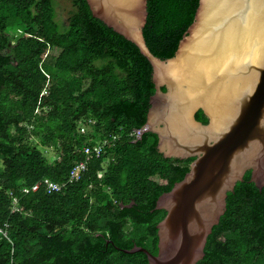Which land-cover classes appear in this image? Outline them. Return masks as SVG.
Here are the masks:
<instances>
[{"label": "trees", "instance_id": "trees-1", "mask_svg": "<svg viewBox=\"0 0 264 264\" xmlns=\"http://www.w3.org/2000/svg\"><path fill=\"white\" fill-rule=\"evenodd\" d=\"M71 1L63 31L55 0H0V264H148L143 253L115 247L158 254L156 226L166 213L156 202L193 159H164L153 134L129 138L147 123L152 67L86 0ZM198 7L199 0H148L144 37L155 57L175 56ZM15 28L25 37L12 46ZM196 119L208 122L202 112ZM113 136L118 142L102 154H83ZM34 140L56 156L47 160ZM250 179L248 172L228 194L198 264H264V188Z\"/></svg>", "mask_w": 264, "mask_h": 264}, {"label": "water", "instance_id": "water-1", "mask_svg": "<svg viewBox=\"0 0 264 264\" xmlns=\"http://www.w3.org/2000/svg\"><path fill=\"white\" fill-rule=\"evenodd\" d=\"M86 2L95 19L135 45L152 67L155 94L139 140L153 134L164 159H193L185 178L156 202L155 210L166 213L156 226L158 254L115 248L143 253L148 264H198L228 194L248 172L250 183L264 188V0H199L168 60L146 44L148 0ZM199 112L206 124L197 121Z\"/></svg>", "mask_w": 264, "mask_h": 264}, {"label": "rangeland", "instance_id": "rangeland-1", "mask_svg": "<svg viewBox=\"0 0 264 264\" xmlns=\"http://www.w3.org/2000/svg\"><path fill=\"white\" fill-rule=\"evenodd\" d=\"M55 7H56V20L58 21L61 30H66L68 28V21L70 17V13L73 9L72 1L71 0H55ZM10 37V44L13 46L16 42L24 36V29L23 28H15L9 31ZM28 37V36H27ZM85 132H87L88 128L86 126H81ZM82 133V132H81ZM39 140H34L33 144L36 145L41 151L45 154L47 160H52L53 157L56 156V151L54 148L49 150H44L39 145ZM129 227V226H128Z\"/></svg>", "mask_w": 264, "mask_h": 264}, {"label": "built area", "instance_id": "built-area-1", "mask_svg": "<svg viewBox=\"0 0 264 264\" xmlns=\"http://www.w3.org/2000/svg\"><path fill=\"white\" fill-rule=\"evenodd\" d=\"M140 131H141V129H140V130H134V131L129 135V138H130L132 141H134V142L137 141V140H139V138L141 137V136H140ZM81 132H82V134H84V133H85V130L82 129ZM118 140H119V139H118L117 136H113L112 139H111V141L104 139V140H102L101 143H98V144H96V145L93 144V145H91V146H86V147L83 149V154H84L86 157H91V156H93V155H100V154H102L103 149H104L105 147H111L113 144H115V142H118ZM85 170H86V162L81 163L77 168H75V169L72 171V173H71L72 178L70 179V182L72 183L73 180H79V179H80V175H81V173L84 172ZM55 187H56V186H54V185H52V184H49L48 189H49V190H51V189H55ZM56 188H58V187H56ZM38 189H39V186H34V187H32L31 191H32V192H37ZM56 190H60V189L58 188V189H56ZM29 191H30V189H28V188L23 189V192H24L25 194H28ZM0 232H2V231H0ZM4 235H5V233H4Z\"/></svg>", "mask_w": 264, "mask_h": 264}]
</instances>
